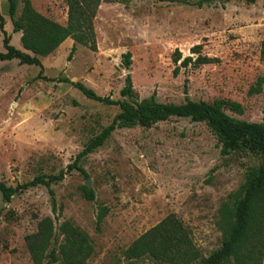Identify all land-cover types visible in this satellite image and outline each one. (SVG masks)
Segmentation results:
<instances>
[{
	"label": "rangeland",
	"instance_id": "obj_1",
	"mask_svg": "<svg viewBox=\"0 0 264 264\" xmlns=\"http://www.w3.org/2000/svg\"><path fill=\"white\" fill-rule=\"evenodd\" d=\"M30 1L42 16L67 25V0ZM23 6L18 0L17 18ZM0 13L10 43L26 51L9 0H0ZM93 24L95 49L69 37L50 54L39 55L42 67L0 60V182L18 186L66 169L122 112L120 105L88 98L65 79L129 103L153 95L160 103L181 104L186 96L197 102L237 101L244 112L226 110L230 118L264 124V88L249 93L264 75V0H216L202 7L104 0ZM176 50L181 61L190 56L192 62L176 64ZM0 51L6 52L1 28ZM199 57L210 61L198 63ZM128 74L136 93L131 98L121 95ZM263 163L261 150L223 154L207 124L191 117L119 128L82 161L87 176L74 170L52 185L54 198L43 185L21 189L10 202L0 191V264H35L28 237L39 234L46 218L53 226L48 251L59 250L68 236L87 237L91 250L84 264H127L126 249L170 216L207 257L223 244V204L248 171ZM85 185L94 191L93 200L86 198Z\"/></svg>",
	"mask_w": 264,
	"mask_h": 264
},
{
	"label": "trees",
	"instance_id": "obj_2",
	"mask_svg": "<svg viewBox=\"0 0 264 264\" xmlns=\"http://www.w3.org/2000/svg\"><path fill=\"white\" fill-rule=\"evenodd\" d=\"M68 23L61 25L39 14L30 0H23L22 15L17 18L18 0H9L10 15L14 30L23 32L22 44L26 51L16 48L10 43L4 25L5 19L0 13V28L4 33L6 52L0 51V60L19 59L22 63L42 67L39 55H47L56 50L67 38L71 37L79 42L96 48L95 29L93 20L100 3L104 0H67ZM184 2L202 7L216 0H158ZM227 3L233 0H218ZM255 3L257 0H238ZM199 46L194 47L198 50ZM76 47L72 48L69 60ZM32 53V54H31ZM261 56L264 59V42L261 45ZM182 59L179 50L174 53L173 60L178 64ZM207 57H199L198 63L209 62ZM192 57H185L180 66H188ZM125 63L131 64V53L125 54ZM180 66L174 73L179 72ZM72 83L88 98L106 104L120 105L122 112L113 122L98 135L89 139L83 150L66 169L57 174L36 176L32 181L18 186L0 182V191L8 202L23 188L38 185L45 186L54 198L52 185L62 181L74 170L87 176L82 161L98 148L103 146L115 130L135 125L148 126L171 116L191 117L194 121L205 122L209 129L217 136L222 145V153L230 154L236 150L252 149L264 153V124L234 121L226 114V110L242 114L244 108L241 103L227 99H217L212 103L193 101L188 96L181 104L160 103L151 96L133 103L116 101L109 96H100L92 88L82 82ZM264 88V75L260 76L255 85L250 88V94H259ZM121 95L134 97L136 93L132 85L130 74L121 90ZM87 199L95 198L94 191L87 185L82 188ZM105 213L99 214V223ZM221 220L224 227V238L221 248L207 257H203L196 248L185 227L175 217L170 216L139 237L125 251L127 264H264V163L258 168H251L245 182L229 196L221 209ZM40 232L36 236L28 237V247L35 264H84L91 250L86 236H68L59 250L52 248L48 251L50 239L53 236V226L49 218L40 225Z\"/></svg>",
	"mask_w": 264,
	"mask_h": 264
},
{
	"label": "water",
	"instance_id": "obj_3",
	"mask_svg": "<svg viewBox=\"0 0 264 264\" xmlns=\"http://www.w3.org/2000/svg\"><path fill=\"white\" fill-rule=\"evenodd\" d=\"M87 185H90V181L87 182Z\"/></svg>",
	"mask_w": 264,
	"mask_h": 264
}]
</instances>
